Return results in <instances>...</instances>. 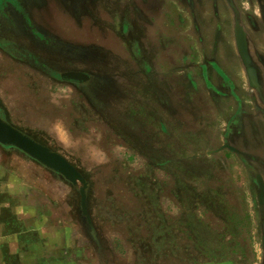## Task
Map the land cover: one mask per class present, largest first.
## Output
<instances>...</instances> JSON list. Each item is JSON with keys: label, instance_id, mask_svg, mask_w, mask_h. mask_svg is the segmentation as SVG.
I'll return each mask as SVG.
<instances>
[{"label": "rangeland", "instance_id": "obj_1", "mask_svg": "<svg viewBox=\"0 0 264 264\" xmlns=\"http://www.w3.org/2000/svg\"><path fill=\"white\" fill-rule=\"evenodd\" d=\"M27 9L59 47L46 71L91 77L60 84V115L78 137L60 150L89 183L91 224L80 186L70 216L91 263L264 264V0H29ZM223 145L240 154L213 153ZM13 158L0 147V165Z\"/></svg>", "mask_w": 264, "mask_h": 264}, {"label": "crops", "instance_id": "obj_2", "mask_svg": "<svg viewBox=\"0 0 264 264\" xmlns=\"http://www.w3.org/2000/svg\"><path fill=\"white\" fill-rule=\"evenodd\" d=\"M17 2L22 11L0 0V109L15 128L73 164L60 150L78 147L67 115H60V84L79 88L88 81L72 83L61 78L63 73L46 71L59 47L29 14V0ZM13 88L20 94L14 96ZM0 147L16 156L10 167L0 165V264H94L86 249L89 240L70 216L77 187L18 149Z\"/></svg>", "mask_w": 264, "mask_h": 264}, {"label": "water", "instance_id": "obj_3", "mask_svg": "<svg viewBox=\"0 0 264 264\" xmlns=\"http://www.w3.org/2000/svg\"><path fill=\"white\" fill-rule=\"evenodd\" d=\"M236 43L239 54L247 66V76L249 79L250 86L252 88H259L257 72L254 67H251V57L248 51L246 33L242 27L235 29ZM64 81L72 83H84L90 79V75L84 72H66L61 75ZM0 144L5 147H11L18 149L25 153L30 158L34 159L47 169L61 175L67 182L75 187H79L80 193V207L82 215L87 219L88 223L91 224V216L88 209V187L89 183L83 176V174L70 163L63 155L53 151L49 147L39 143L27 134L23 133L19 129L15 128L12 124L6 121L0 114ZM223 149H229L231 151H237L230 145L221 147L219 152ZM257 184L259 186V204L264 207V178L261 175L256 177ZM264 245V236H263Z\"/></svg>", "mask_w": 264, "mask_h": 264}, {"label": "flooded vegetation", "instance_id": "obj_4", "mask_svg": "<svg viewBox=\"0 0 264 264\" xmlns=\"http://www.w3.org/2000/svg\"><path fill=\"white\" fill-rule=\"evenodd\" d=\"M243 28V27H242ZM244 29V28H243ZM245 31V30H244ZM246 33V32H245ZM236 38V37H235ZM246 38H247V34H246ZM237 44V43H236ZM247 45H248V41H247ZM248 51H249V48H248ZM249 55H250V53H249ZM250 57H251V55H250ZM251 61H252V58H251ZM255 68V67H254ZM255 70H256V72H257V78H258V71H257V69L255 68ZM90 80V79H89ZM89 80H88V82H89ZM248 81H249V79H248ZM258 83H259V78H258ZM249 85H250V83H249ZM259 86H260V84H259Z\"/></svg>", "mask_w": 264, "mask_h": 264}, {"label": "trees", "instance_id": "obj_5", "mask_svg": "<svg viewBox=\"0 0 264 264\" xmlns=\"http://www.w3.org/2000/svg\"><path fill=\"white\" fill-rule=\"evenodd\" d=\"M0 114H1V116H2L4 119H6L4 113H3V111H2L1 109H0ZM3 147H5V146H3ZM6 148H11V147H6Z\"/></svg>", "mask_w": 264, "mask_h": 264}]
</instances>
